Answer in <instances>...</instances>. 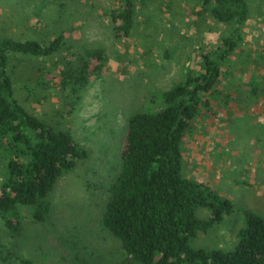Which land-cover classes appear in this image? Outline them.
Returning <instances> with one entry per match:
<instances>
[{"label":"rangeland","instance_id":"rangeland-1","mask_svg":"<svg viewBox=\"0 0 264 264\" xmlns=\"http://www.w3.org/2000/svg\"><path fill=\"white\" fill-rule=\"evenodd\" d=\"M246 1L243 40L224 67L233 96L194 120L183 139L185 172L234 205L206 233L198 232L193 246L231 248L244 225L243 207L264 216V0ZM134 3L131 33L117 39L109 17L116 0H0V37L46 42L63 33L51 56L10 53L8 72L19 102L56 129L69 130L88 151L56 181L44 221L33 222L31 207L22 205L21 229L14 233L0 217V264H22L10 254L32 264H127L119 241L101 224L127 117L162 108V91L184 77L189 51L215 46L232 29L195 13L199 0ZM85 47L103 49L104 70L85 83H62L78 69ZM41 74L45 84L37 83ZM196 212L210 214L207 207Z\"/></svg>","mask_w":264,"mask_h":264},{"label":"trees","instance_id":"trees-1","mask_svg":"<svg viewBox=\"0 0 264 264\" xmlns=\"http://www.w3.org/2000/svg\"><path fill=\"white\" fill-rule=\"evenodd\" d=\"M194 12L232 29L215 46L189 51L184 77L162 91V108L136 110L127 117L121 164L109 186L101 224L119 241L127 264H264V216L249 208H242L244 225L231 248L191 244L198 232L206 233L234 209L231 199L185 172L183 139L194 120L213 114L215 102L226 105L233 96L225 88L224 67L243 40L249 6L246 0H199ZM134 13V0H116L110 9L117 39L130 35ZM63 42L62 32L46 42L0 37V217L14 233L22 225L20 206L31 207L33 222L44 221L58 178L88 156L69 130L56 129L18 101L8 72L10 53L51 56ZM82 54L78 69L62 76V83H85L90 74L104 70L103 49L85 47ZM45 82L41 74L37 83ZM199 207L210 214L198 216Z\"/></svg>","mask_w":264,"mask_h":264}]
</instances>
